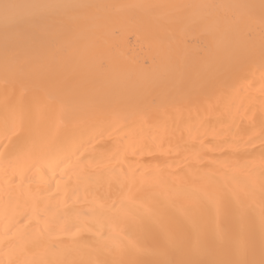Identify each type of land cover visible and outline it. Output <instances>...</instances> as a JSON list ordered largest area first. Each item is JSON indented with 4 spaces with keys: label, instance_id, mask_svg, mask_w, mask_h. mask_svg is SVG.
<instances>
[{
    "label": "bare ground",
    "instance_id": "1",
    "mask_svg": "<svg viewBox=\"0 0 264 264\" xmlns=\"http://www.w3.org/2000/svg\"><path fill=\"white\" fill-rule=\"evenodd\" d=\"M8 2L78 7L0 18V264H259L264 0Z\"/></svg>",
    "mask_w": 264,
    "mask_h": 264
},
{
    "label": "snow or ice",
    "instance_id": "2",
    "mask_svg": "<svg viewBox=\"0 0 264 264\" xmlns=\"http://www.w3.org/2000/svg\"><path fill=\"white\" fill-rule=\"evenodd\" d=\"M25 7L34 10L32 13L34 17H46L57 14L60 10L76 8L78 6L60 3H36L27 6H22L9 3L8 0H3V2L0 3V18H2L5 26L7 27L13 21L19 22V19L22 15L20 10ZM20 127H22V122L20 124L14 122L10 127L6 128V133L14 135L16 134L17 129ZM261 225L262 228H264V215H262L261 218ZM176 243L177 240L175 235L167 231L163 232L159 239H157L154 243L151 244L140 239L129 240L127 245L123 249H120V245H116V247L122 252L137 257V259L128 261H125L123 259L115 260L112 262V264H175V262L168 261L165 259L145 260L140 259V257H149L156 255L159 251L171 247ZM199 245L200 241L199 239H197L193 246L199 247ZM180 264H191V262L184 261L180 262ZM220 264H255V262L248 260H240L232 262L223 261L220 262ZM259 264H264V259H262Z\"/></svg>",
    "mask_w": 264,
    "mask_h": 264
}]
</instances>
